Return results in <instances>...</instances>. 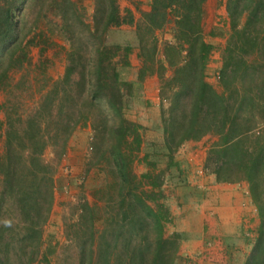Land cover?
I'll list each match as a JSON object with an SVG mask.
<instances>
[{"label":"trees","instance_id":"trees-1","mask_svg":"<svg viewBox=\"0 0 264 264\" xmlns=\"http://www.w3.org/2000/svg\"><path fill=\"white\" fill-rule=\"evenodd\" d=\"M90 1L92 12L85 0H0V264H176L184 235L166 187L187 185L178 152L206 137L204 170L248 182L261 223L243 264H264V0H227L221 90L207 78L216 48L207 0H149L139 18L119 0ZM56 47L64 73L41 79ZM136 48L138 82L160 81L144 121L137 82L125 77ZM86 127L85 172L99 166L104 177L93 200L81 186L60 242L47 232L63 189L58 166Z\"/></svg>","mask_w":264,"mask_h":264},{"label":"crops","instance_id":"crops-1","mask_svg":"<svg viewBox=\"0 0 264 264\" xmlns=\"http://www.w3.org/2000/svg\"><path fill=\"white\" fill-rule=\"evenodd\" d=\"M221 10H227L225 1ZM226 18L229 22L228 11ZM138 52L136 48L125 77L137 82L134 112L135 117L144 121V115L149 116L151 110L158 107L160 81L155 74L138 82L141 61L140 58H133L134 55L138 56ZM214 57H218L217 48L211 55L207 69V78L212 84L215 79L213 74H217L222 64L220 57L215 65ZM151 77L153 79L149 81ZM202 140H190L178 152L184 172L191 173L190 170L195 167L199 173L194 177L187 176V188L191 194H196V201L190 202L181 197L178 206L170 195L174 223L184 235L176 264H243L257 238L261 220L247 181L218 182L204 170L208 146H203ZM195 145H199V148H194Z\"/></svg>","mask_w":264,"mask_h":264},{"label":"rangeland","instance_id":"rangeland-1","mask_svg":"<svg viewBox=\"0 0 264 264\" xmlns=\"http://www.w3.org/2000/svg\"><path fill=\"white\" fill-rule=\"evenodd\" d=\"M224 1L227 3V0H208L206 4V17H205V30L208 34L209 39H213L216 48L218 51V57L213 58V62L217 63V60H220L221 57V49L225 46L229 34L230 24L226 18V11H220L221 6L224 4ZM123 9L130 8L134 12L137 18H139L142 14V11L147 9V5H149V0H119ZM89 8V12H92V3L90 0H85ZM58 21L56 19L52 20L51 24H45L49 27H52L56 31L52 33V38L57 42L62 43L63 39L60 37L57 32ZM171 24L166 28L159 31V35L161 38H165L170 35ZM215 30L216 34L211 36L210 32ZM38 48L33 49V57L34 61L39 59ZM47 55L51 57L52 62L48 65L46 73L44 76L40 74L41 79L51 78L57 79L64 73L65 69V55L60 51L58 47L51 48ZM134 60L138 59L139 56L134 55ZM131 71V70H130ZM216 71V70H215ZM215 79L213 84L216 88L221 90V85L219 83L218 77L216 73L213 74ZM152 77L149 78V81H152ZM159 95V94H158ZM5 94L0 92V102L4 101ZM137 105H139L138 101H136ZM136 110V109H135ZM141 110V108H140ZM152 111V110H151ZM3 117L0 114V119ZM144 117H148L144 115ZM203 141V142H202ZM201 141L203 146H209L211 139L206 137ZM194 148H199V145H195ZM92 151L91 148V128L86 127L79 130L72 138L70 149L67 154L62 157V160L58 166V178L59 184L62 186V190H58L56 196V203L54 205V209L51 215V220L47 226V232H53L55 234V238L60 242L65 241V231H64V223L66 217H68L73 208H75L77 200L80 194L81 186H85V189L89 195V198L93 200V196L91 191L94 189L95 184H97L100 180L103 179L104 173L100 169L99 166H95L91 169L89 173L85 172V160ZM46 157L52 158L53 153L51 149H48L46 152ZM143 166L138 168L139 171L142 170ZM198 169L193 167L190 170L191 173H185L187 176H195L198 175ZM86 174V175H85ZM85 181V183H82ZM188 185V183H187ZM186 184H179L166 187L169 190V194L173 196V202H175L178 206L179 198L183 197L188 201H196V194H191L189 188H187ZM180 210H183L181 208Z\"/></svg>","mask_w":264,"mask_h":264},{"label":"built area","instance_id":"built-area-1","mask_svg":"<svg viewBox=\"0 0 264 264\" xmlns=\"http://www.w3.org/2000/svg\"><path fill=\"white\" fill-rule=\"evenodd\" d=\"M216 76L219 78V70H218V72H217Z\"/></svg>","mask_w":264,"mask_h":264}]
</instances>
